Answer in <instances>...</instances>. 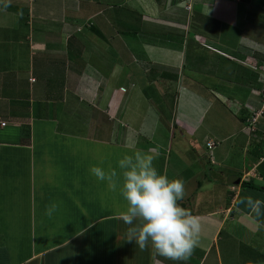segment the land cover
Wrapping results in <instances>:
<instances>
[{"label": "crops", "instance_id": "crops-1", "mask_svg": "<svg viewBox=\"0 0 264 264\" xmlns=\"http://www.w3.org/2000/svg\"><path fill=\"white\" fill-rule=\"evenodd\" d=\"M128 1L130 0H11L6 7L0 2V34H4V37H0V42L4 44L3 50L10 52L6 57L15 67L13 82L0 86V90L4 91L0 93V122H6L4 126L0 125V264H27L34 256L38 257L37 264H49V253L71 246L78 235L102 221L116 219L114 230H110L109 224L106 227L101 226L106 238H118L119 231L127 229L128 226L118 219L122 210L113 214L98 215L91 225L83 226L75 233L68 227L70 224L59 223L60 217L69 218L64 212L67 204L64 207L60 204L63 200L71 196L81 198L78 191L87 197V163H83L87 160V135L83 132L84 128L72 133L71 128L67 127L69 121L72 122L82 113V109H94L103 129L111 128L108 125L111 126V122L115 120L120 121V127L124 129L118 132L115 130L119 136H114L112 131L108 132L107 129L106 132L111 134L110 136L101 140H95L96 137L92 136L94 140L90 137V142L116 148L127 143L135 151H158L161 160L154 162L155 167L160 173L170 172L172 177L179 174L172 168V159L167 148L169 140L172 136L175 137L172 132L180 134L175 138L194 140L195 145L198 144L196 135L200 136L207 129L211 134L209 136L217 141L215 137L221 131L217 129L215 132V126L219 128L222 124L214 122L210 114L217 109L216 102H219V99L224 101L227 98H222L224 95L214 92L215 89L209 88L194 77V62L203 55L197 54L195 49H199L200 45L204 47V44L215 47L211 45L213 42L207 41L204 28L206 33L191 35L190 30L195 28L196 24L200 27L202 24L203 27L204 23L217 21L236 26L238 22L243 21L246 7L241 6V1L237 3L234 0H221L227 3L225 5L220 3V0H200L194 3L201 4L200 8L193 6V13L190 14L179 0L175 4L171 0H163V7L160 9L162 12L158 14V0H147L146 4L139 6L140 11H143L140 14V24L153 32L151 37L147 36L144 40L138 37L139 31L123 33L122 29L115 32L114 38L112 34H103L104 30L103 33L100 32L104 26L114 28L116 20H111L113 10L120 9ZM143 1L146 0H141ZM131 9L138 10V3L132 2ZM170 10L169 16L165 14ZM240 16H243V19ZM98 17L101 19L98 20ZM94 19H97L99 25L97 30L93 29ZM122 21L125 22V19L122 18ZM158 21L174 26L173 39L177 40L165 43L163 38L154 39L162 34ZM124 34H129V37ZM162 41L165 44H162ZM131 44L138 46L133 48ZM81 46L85 47V50L78 52L77 49ZM122 47L126 54L122 52ZM205 52L208 58L215 55L213 51ZM189 53L194 57L191 64L186 61V54ZM77 54L79 58L85 59L81 65L72 62ZM223 55L227 56L225 52ZM35 67L41 70L36 78L32 76ZM165 71L176 72L181 79L177 82L175 97L170 100L173 104L171 108H166L162 96L156 93H162L159 83L170 84L169 80L164 81L165 79L158 77V73ZM184 74L188 78L182 82ZM187 79L190 82H187ZM200 88L208 93H199ZM152 89L154 94L151 93ZM69 99L75 100L76 105L68 103ZM144 101L148 104H144ZM161 113H166L163 116L166 118L163 125L162 118L160 120L158 116ZM149 118L150 123L146 124ZM235 120L237 130L242 124L241 132L246 134L244 143L248 145L246 151L241 152L242 164L235 168V173H228L233 168L226 166L225 170H217L216 174H219L220 178L205 175L207 182H199L197 185L192 183L187 205H183L199 216L203 223L201 245L195 249L187 264H264V205L261 207L262 214L256 216L246 203L249 196L254 200L264 201V190L242 187L244 182L264 186V162L261 160L260 151L262 149L259 150L257 145V148H250L247 142L250 141L252 132L246 131L241 120ZM236 127L231 123V128ZM157 131L167 142L163 143L161 139L160 143L154 141L155 134L161 136ZM103 132L106 134L104 130ZM120 135L126 136L129 141L123 142ZM235 136V132H227L225 138L218 139L217 142L207 139L205 145L208 141L214 143L211 148L206 145L208 150L214 149L213 153L202 150L198 153L197 160H203L205 157V160L209 159L211 167L215 166L218 157V166L223 164V159L234 156L235 152L230 149V145L228 148L217 145ZM69 137L77 141L76 146ZM139 138L145 140L142 145L134 143ZM63 144H69L71 147H64ZM70 153L81 155V165L75 163L70 167L63 161ZM246 156L251 164L249 168L244 159ZM59 160L63 161L62 164H59ZM204 168L207 171L212 170L206 166ZM204 168H200V172L199 169L193 168L191 173L204 175ZM76 170L77 181L73 177ZM235 176L239 177L238 183L232 182ZM15 180L18 181L17 185ZM72 181L79 184V189L75 188V192L69 194V188L73 186ZM216 182L219 185L215 184L217 189L213 192L211 186ZM210 195L215 198H206ZM12 198H29V212L26 204L20 208L13 203ZM32 198H41V201L38 205H31ZM53 202L58 204V209L51 217V225H57L58 231L54 233L57 237L48 239L49 242L41 241L38 246L39 231L45 230L43 233H48L46 229L51 226L48 225L50 223L45 224L43 218L48 217L45 215L46 206ZM14 205L20 213L27 211L26 221L22 222L25 224V233L33 237L29 241L30 251L23 253L27 256L23 260L13 262L12 252H16L14 245H18L19 249L27 246L26 235L23 238L22 231L18 229L19 224H13ZM56 213H59V218ZM111 216L113 218H110ZM12 224L14 232L10 231ZM63 226L65 232H62ZM13 234L15 238L12 237ZM112 238L109 239L113 240ZM97 240L95 235V241ZM84 248L79 244L77 251H70L72 262L75 263L76 260L74 255L80 254L78 250H85ZM31 251L35 252L33 257L29 254ZM147 258L151 260L150 264H185L183 261L168 260L154 253L151 258ZM53 261H50V264H54Z\"/></svg>", "mask_w": 264, "mask_h": 264}, {"label": "rangeland", "instance_id": "rangeland-1", "mask_svg": "<svg viewBox=\"0 0 264 264\" xmlns=\"http://www.w3.org/2000/svg\"><path fill=\"white\" fill-rule=\"evenodd\" d=\"M166 1V0H165ZM164 1V4H165ZM180 2L183 3V6H185L186 2H189L188 0H179ZM226 1V0H225ZM231 1V0H230ZM235 2H239L241 6L245 8V15L244 19L242 18L243 16H240V18L243 19V21L238 22L236 26L233 24H227L226 22L223 23V21H217V22H209L208 24L203 25L201 24V27L196 24L194 25L195 28L190 30L191 35L193 34H199L203 33L204 30L207 32V35L205 37L208 38L207 41L213 42L211 45L214 46L215 48L219 49L218 51L222 54H218L216 52H212L213 56L207 57L206 56V51H216L215 48L209 46V49L207 50L205 47L200 45L199 49H195L197 54H203L201 55V59L196 60L195 64L196 65V70L199 72L202 71H210L208 74H195L194 76L198 75L200 81H202L205 85H207L209 88L215 89L214 92H218L222 96V98H227L224 101L223 99H219L216 102V108L214 111L211 112L210 117L212 120L215 122H219V125L222 124L221 127H216L215 126V132H217V129L221 132H219V135L215 138L221 139L225 138L226 133H233L235 132V137L233 139H226L227 141H221L217 145V147L220 146H225L228 148L230 145V149L234 150L235 155L232 157H228L223 159V164H220L218 166V163H220L219 158H216V162L214 163L215 166L210 167L209 159L205 160V157H203V160H197L198 153L203 151H208L209 153L212 152L214 149L208 150L205 141L207 139L214 140L213 137L209 136L211 135L207 129L200 135H196V140L198 141V144L193 145L194 140L189 139V138H175L178 137L180 134H176L175 132H172V134L175 136H172V139L169 140V146L168 152L170 151V157L172 159V168L176 169L179 174H177V177L182 178L186 183H185V188H186V197L183 201H181V205H187L188 202V195L190 194V187L192 183L198 184L199 182H207V178H204L205 175H211L215 176L217 178H220L221 176L219 174H216L218 169H226V166H231V169L233 168L232 171H228V173H235V168H238L241 164L242 158L241 152L246 151V147L248 145H245V138L246 134L241 132V129L243 131V126L241 124L239 126V130H237V125L236 120H240L238 118L241 117H249L251 118V115L253 113L251 112H261L260 114H264V96L259 95V92L262 91L264 92V7L261 8L262 6L260 5L262 3L261 0H254V5L256 6H250L251 9V14H247V5L245 4L246 0H234ZM132 2H137L138 3V10L137 9H131ZM193 2H200V0H193ZM224 3L225 5L227 4L226 2H221ZM147 3L146 1L141 2V0H130L126 3H124L120 9L115 8L113 10V18L111 20H116V24L114 25V28H110L109 26H104L103 29H100V32H104L103 34H112V38L115 37V32L117 30H123V33H131L135 31H139L138 37L141 39L145 40V37L148 38L147 36H152L153 32H150V30L145 29V25L140 24V14L143 12L140 11L139 6H142ZM158 14H161V7H163V0H158ZM201 6V4H196L195 7ZM106 7V6H105ZM172 7L174 5L172 4ZM171 13L170 11H167L165 14L169 16ZM193 12H190V14ZM164 14V15H165ZM178 12L176 13V15ZM240 14V12L238 13ZM122 18L125 19V22L122 21ZM130 18V19H129ZM101 19V17H98V20ZM158 20V19H157ZM233 20V17L231 18ZM245 20V21H244ZM95 21V19H94ZM204 21V20H203ZM205 22V21H204ZM115 23V22H114ZM158 24L162 27V34L166 35L169 33L168 36L171 37H165L161 33V35H158L157 37L155 36L154 39H159V40H165L166 42H171L172 35H174V31L172 30L173 27L168 25L167 22H162L158 21ZM93 28L94 30H97L99 25L97 23V19L95 21ZM153 28V27H151ZM204 28V30H203ZM201 29V30H200ZM104 30V31H103ZM150 32V33H149ZM204 32V33H206ZM156 33V32H155ZM141 34V35H140ZM125 35V34H124ZM126 37H129V34L125 35ZM0 37H4V34H0ZM137 37V38H138ZM111 38V39H112ZM163 38V39H162ZM152 39V38H151ZM162 41V44H165ZM88 44V41H87ZM133 48H137L138 44H131ZM4 44L0 42V86H5V83L7 82L10 84L13 82L14 79V69L13 62L10 59H7L6 56L7 54H10V52L6 49V51L3 50ZM208 47V46H207ZM189 49V46H188ZM85 47H79L77 51H84ZM190 51V50H189ZM222 51V52H221ZM122 52L126 54V50L122 47ZM223 52L227 54V56L223 55ZM245 54V55H244ZM261 55V57H257V55ZM187 62L189 64L193 63L194 57L189 53L187 55ZM205 56V57H204ZM243 56V57H242ZM261 60V62L259 61ZM82 61H85L83 58H79V54L74 56V59H72V62L78 63V65L82 64ZM243 65V66H242ZM23 67V66H21ZM78 68V67H77ZM79 68H82V66H79ZM190 70V68H189ZM41 73V70L35 67V72L32 74L33 77H37V75ZM10 81V82H9ZM159 87L162 89V93H159V91H156V93L161 97L162 94L164 93V89L161 83L158 84ZM262 87V88H261ZM152 94H154V90H151ZM199 93H208L205 90H202L201 88L198 89ZM4 92L3 90H0V93ZM171 92V90H170ZM150 94V92H149ZM217 94V93H216ZM217 94V96L219 95ZM147 97V96H146ZM169 97V96H167ZM171 97V96H170ZM229 98V99H228ZM2 99L0 100L1 103ZM151 101H154L151 99ZM127 102V101H126ZM68 103H72V105H76L75 100L69 99ZM148 102L144 101V104ZM166 105V108L169 107L170 101L165 100L163 102ZM89 104L87 105L88 109ZM93 108V107H92ZM250 110V111H249ZM81 114H79L75 120L72 122L69 121V124H67V127L71 128L72 133H75L77 130H83L85 134L87 135V160L83 163H87V185L85 186L87 190V197H84L83 194H81L78 191L79 197L81 198H62L65 199L63 202L60 204H63V207L65 204L66 209H65V216L67 215L69 218L66 217H60L59 218V213H56L59 220L60 224L64 222V224H70L68 227L70 230H74V233L77 232L80 228L83 226L86 227L88 224L91 225V222L95 217H98V215L101 214H113L116 212L125 211L127 207V202L124 200L122 197L121 192H120V187H117L116 191H112L108 188L107 182L106 181H99L91 172H90V167L91 166H101L103 167L106 171L109 170V168L112 169H117V162L119 159H121L125 154H129L135 150L130 148L127 143H125V146L121 144L120 148H116L110 145H105L103 143H94L90 142L89 139L90 137H96L95 140H101L104 139L107 136H110L111 134L107 133L106 130L108 129V132L112 131L114 136H119L118 131L119 130H124L122 126L120 127V121H112L111 126L108 125V127L111 128H106L103 129V127L100 126L99 123V117L96 116V111L93 110H81ZM131 112V110H130ZM166 113H161L159 119L161 120L162 118V125L164 124V120L166 121L165 116ZM239 114V116H238ZM167 116V115H166ZM83 118V119H82ZM210 118V119H211ZM260 118V116L258 117ZM151 118L147 119V123H150ZM231 123L236 127V128H231ZM141 124V122H140ZM256 126V131H251V124L244 125L245 129L247 132H252L250 134V141L247 142V144L250 145L251 149L257 148V146L260 149L262 148V144H264V116L259 120L258 124ZM62 125V124H61ZM104 125V124H103ZM226 125H229V127H225ZM260 128V129H259ZM263 128V129H261ZM103 130L106 132V134L103 132ZM117 130V132H115ZM126 130V129H125ZM209 130V129H208ZM258 130V132H257ZM158 132V131H157ZM160 133V132H158ZM257 133V134H256ZM259 133V134H258ZM161 134V133H160ZM215 134V133H214ZM253 134V135H252ZM121 139L123 142H127L129 140L126 139V136L120 135ZM92 137V140H94ZM160 139L162 142H167L166 139H164L163 135L159 136L158 134H155L154 141L157 143H160ZM239 139V140H238ZM69 140L72 142V144H75V140H72L69 137ZM242 140V141H241ZM135 141V140H134ZM145 140L142 138H139L136 140L134 143L139 145H142V143ZM196 141V142H197ZM216 141V142H217ZM241 141V145L239 146V142ZM161 142V143H162ZM258 142V144H257ZM263 142V143H262ZM57 145L58 143H54ZM161 145V144H160ZM257 145V146H256ZM64 147H71L69 144H63ZM166 149V148H165ZM170 149V150H169ZM245 149V150H244ZM262 152V150H260ZM207 152V153H208ZM246 160L247 167L251 165L250 162L247 160V156L244 158ZM161 160L160 156H158L154 162L157 163V161ZM65 161L70 167L73 164L81 165L79 163H82L81 155L78 153H70ZM62 160H59V164H62ZM198 161V162H197ZM61 162V163H60ZM262 162V161H261ZM264 162V160H263ZM196 165L195 167L191 165ZM211 168V171H207L204 167ZM61 168V167H58ZM193 168L199 169L204 168L205 174L199 173L195 177V173L192 175L191 171ZM60 170V169H59ZM62 172L64 170L61 168ZM80 173H83L82 171L79 170ZM173 173V172H172ZM167 175L169 178L176 177L175 175L170 174V172H167ZM233 175V174H232ZM77 170L74 172L73 177L74 180L77 179ZM77 181V180H76ZM15 185L18 184V181L15 180ZM214 182V181H213ZM73 186L69 189V194L72 192H75V188L78 190L79 189V184H76L74 181H72ZM218 184L217 182L214 183L211 186V190L213 192L217 189L216 185ZM85 185V184H84ZM219 185V184H218ZM15 189V187L13 188ZM212 192V193H213ZM214 194V193H213ZM14 195V194H13ZM84 197V198H82ZM205 198V197H204ZM206 198H215V196L210 195L207 196ZM59 199V198H58ZM61 199V200H62ZM27 200V202H26ZM31 205L38 203L41 201V198H36L31 199ZM60 200V199H59ZM13 203H16L18 207L22 208L25 204L27 205L28 212H29V198H12ZM14 205V213L13 215V224L16 223V225L19 224L18 229L22 231L23 238L26 235L27 238V246L23 247L22 249H19L17 247L18 245H14V243L11 241V244L14 245L16 248H13L16 250V252H12V261H18V260H23L25 256L23 253H28L30 251V246H29V241L32 239V235L28 236V233L26 232L25 229V224L22 221H26V215L27 211L20 213L19 209H17ZM54 214V213H53ZM52 216H48L47 218L44 217V222L45 224L50 223L48 225H51V221L53 218ZM110 218H113L112 216ZM116 219H113L111 221H102L98 225H93L92 227H88L84 231L82 235H78L77 239L75 242L71 243V246H66L65 248H61L59 250H55L51 253H49V264L50 261H53L54 264H149L151 263V260H148L147 257L151 258L152 257V250H143L141 251L136 245L135 241L129 243L126 240V230H121L119 231V239L114 236L110 237H105L103 235V228L110 225V230H114V225L116 224ZM68 221V222H67ZM12 224V225H13ZM114 224V225H113ZM117 225V224H116ZM57 226V225H56ZM53 223L49 229H46L48 233H43V231H39L38 233V246L41 244V241L49 242L48 239L50 238H56L57 235L54 233L58 231L57 227ZM102 226V227H101ZM46 227V228H48ZM24 229V230H23ZM29 229V227H28ZM14 230V225H10V231ZM65 228L63 226L62 232H65ZM14 232V231H13ZM20 231L17 233L19 234ZM25 233V234H24ZM50 233V234H49ZM95 235H97L98 240L95 241ZM13 238H15V235H12ZM114 239H113V238ZM112 238L113 240H110ZM115 240V241H114ZM111 241H114L113 243H110ZM25 242V241H24ZM261 243V242H260ZM79 244L85 249V250H78L80 254H75L76 260L75 263L72 262L73 256H69L71 253L70 251H77L76 247L79 246ZM11 245V247H13ZM22 250V252H21ZM21 253V254H20ZM32 257L34 256L35 252L31 251L29 253ZM71 255V254H70ZM31 256L29 258H31ZM211 256V255H210ZM46 260V257H44ZM82 261H81V260ZM38 257H33L30 263L27 264H37ZM86 260V261H85ZM148 261V262H147ZM53 264V263H52Z\"/></svg>", "mask_w": 264, "mask_h": 264}, {"label": "clouds", "instance_id": "clouds-1", "mask_svg": "<svg viewBox=\"0 0 264 264\" xmlns=\"http://www.w3.org/2000/svg\"><path fill=\"white\" fill-rule=\"evenodd\" d=\"M0 2L6 7L11 0ZM247 119L250 118L245 117V122ZM158 155V151H133L118 160V170L109 168L106 171L101 166H91L90 172L99 181H106L110 190L116 191L120 187L127 207L118 219L128 226L126 240L129 243L135 241L141 251L150 247L160 257L187 264L201 245L203 223L199 216L180 203L186 197V182L179 177L169 178L155 167L154 160ZM246 203L256 216L262 214L264 201L249 196ZM57 209L58 204L53 202L46 206L45 215L50 217Z\"/></svg>", "mask_w": 264, "mask_h": 264}, {"label": "trees", "instance_id": "trees-1", "mask_svg": "<svg viewBox=\"0 0 264 264\" xmlns=\"http://www.w3.org/2000/svg\"><path fill=\"white\" fill-rule=\"evenodd\" d=\"M178 0H171V2L173 3V4H175L176 2H177ZM189 1V0H188ZM262 1V4H263V2H264V0H261ZM195 2H193V0H190L189 2H186L185 3V6H183V8L186 10V12H188V13H190V12H192L193 11V6L195 7V5L196 4H194ZM190 5V7H187V5ZM245 4L247 5V14L248 15H250L251 14V9L252 8H250V6L252 7L253 5H254V0H246V2H245ZM262 4H260L261 6H262ZM254 6H256V5H254ZM169 35V34H168ZM167 37H171V36H167ZM173 37H174V35H172V38H171V40L173 41L174 39H173ZM175 40H177V39H175ZM174 40V41H175ZM179 40V39H178ZM181 41H182V38L180 39ZM204 47L206 48L207 47V44H204ZM208 49H209V47H207ZM206 48V49H207ZM213 52H216V53H218V54H221L218 50H216V51H213ZM222 55V54H221ZM245 55V54H244ZM243 57V56H242ZM257 57H261V55H257ZM187 61V60H186ZM259 61L261 62V60L259 59ZM194 62V61H193ZM187 63V62H186ZM195 63V62H194ZM196 66V65H195ZM243 66V65H242ZM187 67V66H186ZM196 68V67H195ZM185 72V71H184ZM210 71H207V70H205V71H202V72H198L196 69H195V73L196 74H199L200 75V73L201 74H208ZM187 75H189V74H187ZM190 76H192V75H190ZM158 77H161V78H163V79H165L164 81H166V80H169L170 82V84H168V85H165L166 84V82H163V89H164V93L162 94V100L163 101H165V100H171V99H173V97H175V93H176V91H177V82H180V80L181 79H179V77H178V74L176 73V72H172V71H165V72H160V73H158ZM193 77V76H192ZM194 77H196V78H199V76L198 75H196V76H194ZM185 78H188L185 74L183 75V77H182V82H183V80H185ZM187 82H190V80L189 79H187ZM171 88H170V87ZM262 88V87H261ZM170 90H171V92H170ZM162 92V91H161ZM259 95H263L264 96V92H262V91H260L259 92ZM167 96H169V97H167ZM171 96V97H170ZM172 101V100H171ZM170 101V104H169V108H171L172 107V102ZM264 116V114H261V116H260V118H257V120L254 122V123H256L255 125H259L258 124V122H259V120L262 118ZM245 117L243 118V117H241L240 118V120L244 123V125H247L248 123L247 122H245ZM253 126H254V124H253ZM255 127V130H254V132L256 131V126H254ZM263 128H264V126H263ZM263 128H261V129H263ZM260 129V128H259ZM257 132H258V130H257ZM257 134V133H256ZM259 134V133H258ZM258 143V142H257ZM262 147H264V144H262ZM261 153V152H260ZM242 187H250V188H254V189H258V190H264V186H262V185H257V184H254V183H252V182H244V183H242Z\"/></svg>", "mask_w": 264, "mask_h": 264}, {"label": "built area", "instance_id": "built-area-1", "mask_svg": "<svg viewBox=\"0 0 264 264\" xmlns=\"http://www.w3.org/2000/svg\"><path fill=\"white\" fill-rule=\"evenodd\" d=\"M187 7H190V5L188 4ZM258 114H259V112H256V113H254V115H253L250 119H247V122H249V124H251V131H254V129H255V127L253 126V124H254V122L256 121V119H257V117H258ZM5 123H6L5 121H1V122H0V125H1V126H4ZM206 145H207L208 148H211V147L214 146V143L211 142V141H208V142L206 143ZM261 160H264V148H263V155H262V157H261Z\"/></svg>", "mask_w": 264, "mask_h": 264}, {"label": "water", "instance_id": "water-1", "mask_svg": "<svg viewBox=\"0 0 264 264\" xmlns=\"http://www.w3.org/2000/svg\"><path fill=\"white\" fill-rule=\"evenodd\" d=\"M236 182V183H238L239 182V177H237V176H235V178H232V182Z\"/></svg>", "mask_w": 264, "mask_h": 264}]
</instances>
